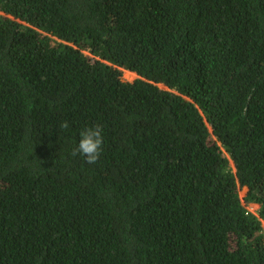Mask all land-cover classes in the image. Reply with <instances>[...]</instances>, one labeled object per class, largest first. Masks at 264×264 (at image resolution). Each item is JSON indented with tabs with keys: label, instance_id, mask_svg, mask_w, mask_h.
<instances>
[{
	"label": "trees",
	"instance_id": "obj_1",
	"mask_svg": "<svg viewBox=\"0 0 264 264\" xmlns=\"http://www.w3.org/2000/svg\"><path fill=\"white\" fill-rule=\"evenodd\" d=\"M0 264H264V0H0Z\"/></svg>",
	"mask_w": 264,
	"mask_h": 264
},
{
	"label": "clouds",
	"instance_id": "obj_2",
	"mask_svg": "<svg viewBox=\"0 0 264 264\" xmlns=\"http://www.w3.org/2000/svg\"><path fill=\"white\" fill-rule=\"evenodd\" d=\"M62 129H68L67 121L61 123ZM104 134L103 127L100 124H94L83 128L79 132V140L72 151L73 156H83L85 163L95 164L98 162L103 152ZM230 164L232 162L230 161Z\"/></svg>",
	"mask_w": 264,
	"mask_h": 264
},
{
	"label": "rangeland",
	"instance_id": "obj_3",
	"mask_svg": "<svg viewBox=\"0 0 264 264\" xmlns=\"http://www.w3.org/2000/svg\"><path fill=\"white\" fill-rule=\"evenodd\" d=\"M136 78V76H135V74H133V73H125L124 74V76L122 77V80H124V81H132V80H134ZM162 85H160V87H161ZM246 190H247V188H241L239 191H238V195L242 198V197H244V195H245V193H246ZM256 207L257 206H249V210L250 211H252V212H255L256 211Z\"/></svg>",
	"mask_w": 264,
	"mask_h": 264
},
{
	"label": "bare ground",
	"instance_id": "obj_4",
	"mask_svg": "<svg viewBox=\"0 0 264 264\" xmlns=\"http://www.w3.org/2000/svg\"><path fill=\"white\" fill-rule=\"evenodd\" d=\"M117 142V141H116ZM161 163V162H160ZM195 172H197V171H195ZM170 180V179H169Z\"/></svg>",
	"mask_w": 264,
	"mask_h": 264
}]
</instances>
